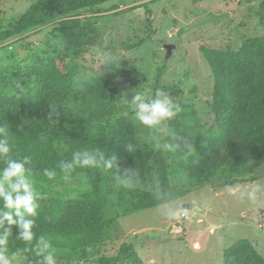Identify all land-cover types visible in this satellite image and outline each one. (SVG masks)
I'll use <instances>...</instances> for the list:
<instances>
[{
  "label": "rangeland",
  "instance_id": "1",
  "mask_svg": "<svg viewBox=\"0 0 264 264\" xmlns=\"http://www.w3.org/2000/svg\"><path fill=\"white\" fill-rule=\"evenodd\" d=\"M39 1L2 0L0 31ZM40 17L31 32L0 46V92L11 96L30 91L38 68L59 61L68 47L65 30L75 24L91 25L80 51L73 47L61 67L80 83L107 70L114 75L118 109L105 125L107 132L119 118H131L144 146L164 154L175 193L171 203L135 212L124 185L107 178L103 184L106 218L116 219L123 235L86 252L54 248L56 264H99L101 258L117 255L123 244H132L145 264H224L225 250L240 239L250 240L264 256V166L254 174V182L229 185L216 179L199 189L188 187L197 166L189 161L191 149L186 143L195 134L184 121L194 111L205 130L217 129L215 79L208 52H237L247 42L264 38V0H111L93 12L82 10L70 18L56 13ZM104 53L115 55L117 63L104 64ZM157 90L164 91L182 111L159 130H152L136 121L122 101L127 96L130 102L135 92L154 97ZM74 127L86 136L102 130L101 126ZM71 132L67 130L64 143ZM165 143L173 147L165 149ZM231 155L220 148L209 158L210 166ZM31 179L40 198L71 200L91 192L85 175H70L68 180L57 177L48 183L39 182L33 174ZM253 189L255 200L247 195ZM185 205H189L183 209L189 220L179 223L171 212ZM13 264L27 261L17 257Z\"/></svg>",
  "mask_w": 264,
  "mask_h": 264
},
{
  "label": "trees",
  "instance_id": "2",
  "mask_svg": "<svg viewBox=\"0 0 264 264\" xmlns=\"http://www.w3.org/2000/svg\"><path fill=\"white\" fill-rule=\"evenodd\" d=\"M110 1L36 2L8 29L0 31V46L31 32L44 13L70 18L82 10L93 12ZM91 31L89 24L82 28L75 24L66 29L68 47L59 61L43 63L38 68L36 84L30 91L11 96L0 92V128L7 127L13 158L27 156L29 163L25 167L31 169V175L39 182L51 181L43 175L45 169L54 170L56 178H63L65 173L60 164L71 163L75 152L99 150L105 160L115 161L110 169L101 163L99 167L77 166L69 173V176L87 177L91 185L88 196L71 200L39 198L40 210L34 218L35 237L31 243L19 239V227L11 226L9 255L19 251L18 257L25 258L27 264H38L41 259L35 247L40 236L46 237L52 248L77 253L123 235L118 221L106 218L103 184L107 178L119 180L124 185L135 203V212L174 201L165 156L144 146L135 122L127 116L121 117L107 132L105 125L111 123L118 109L114 75L107 70L90 82L80 83L73 81L61 67L72 54L73 47L76 52L80 51L81 40ZM208 57L215 79L213 107L217 129L205 130L194 111L185 115L188 131L195 134L186 142L191 149L188 158L197 166L191 171L192 180L187 186L199 189L216 179H224L229 185L254 182L257 180L254 174L264 166V38L247 42L237 52L210 51ZM76 125L101 126L102 130L86 136L75 130ZM69 129L72 132L64 143ZM3 138L0 134V139ZM128 145L132 146L131 151ZM220 148L232 155L220 159L212 167L209 158ZM99 264L145 263L132 244H123L117 255L103 257ZM224 264H264V256L250 240L240 239L225 250Z\"/></svg>",
  "mask_w": 264,
  "mask_h": 264
},
{
  "label": "clouds",
  "instance_id": "3",
  "mask_svg": "<svg viewBox=\"0 0 264 264\" xmlns=\"http://www.w3.org/2000/svg\"><path fill=\"white\" fill-rule=\"evenodd\" d=\"M104 64H116L118 58L111 53H104L101 57ZM123 104L129 105L134 112V119L141 125L152 130H159L166 122L172 120L182 111L179 104H174L172 99L162 90H157L154 97L146 96L141 92H135L129 102L127 96L122 101ZM53 111L55 105L53 104ZM0 264H13V261L20 256L16 251L9 255L8 243L11 235V226L17 225L20 229L19 239L31 243L35 237L33 231L35 227V217L39 215L40 205L37 202L41 196L34 188L31 179V169L25 165L29 163V158L25 156L20 159L19 156L13 158V146L9 140L7 127L0 128ZM161 147L159 143L156 145ZM165 149L170 150L173 146L169 143L163 145ZM129 151L132 146L128 145ZM113 160H105L104 154L99 150L94 153L75 152L71 163L61 162L60 169L65 173L63 179H69V173L75 167H99L101 163L106 169H110L114 164ZM127 174V173H126ZM43 175L49 180L56 178L57 173L51 169H45ZM247 195L255 200L256 190L248 192ZM181 208L178 212H171L175 218L178 215H184ZM15 217V218H14ZM28 217H32L29 219ZM36 255L41 259L38 264H56L55 249L52 248L48 239L40 236L36 241Z\"/></svg>",
  "mask_w": 264,
  "mask_h": 264
},
{
  "label": "built area",
  "instance_id": "4",
  "mask_svg": "<svg viewBox=\"0 0 264 264\" xmlns=\"http://www.w3.org/2000/svg\"><path fill=\"white\" fill-rule=\"evenodd\" d=\"M185 212V211H184ZM177 220H178V222L180 223V222H182V221H186V220H189V216L186 214V212H185V214L184 215H178L177 216Z\"/></svg>",
  "mask_w": 264,
  "mask_h": 264
},
{
  "label": "water",
  "instance_id": "5",
  "mask_svg": "<svg viewBox=\"0 0 264 264\" xmlns=\"http://www.w3.org/2000/svg\"><path fill=\"white\" fill-rule=\"evenodd\" d=\"M188 208H189V205H185V206H183L182 209H188Z\"/></svg>",
  "mask_w": 264,
  "mask_h": 264
}]
</instances>
